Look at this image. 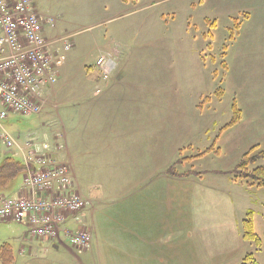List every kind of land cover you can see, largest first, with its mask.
Listing matches in <instances>:
<instances>
[{"label": "rangeland", "instance_id": "rangeland-1", "mask_svg": "<svg viewBox=\"0 0 264 264\" xmlns=\"http://www.w3.org/2000/svg\"><path fill=\"white\" fill-rule=\"evenodd\" d=\"M34 2L38 14L50 20L47 36L60 39L54 42L60 68L42 97L45 103L39 114L9 112L0 122V161L8 156L23 163V147L29 140L47 144L53 160L69 165L75 187L94 191L97 197L130 191L138 195L141 191L129 183L139 182L140 173L144 179H154L149 172L153 168L145 164L158 161L162 170L155 173V180H162L163 222L170 220L174 231L157 239L151 236L166 256L161 264H264V188L233 173L244 154L264 149V119L254 121H259L260 131L247 123L243 128L225 127L233 117L232 104L236 105L233 90H240L237 83L225 84L228 74L222 69V55L225 47L231 51L234 46L230 36L237 35L242 20L231 13L240 11L239 4L234 0ZM117 54L118 67H125L133 83L128 88L142 84L154 88L148 92L153 106L147 110L139 103L103 104L90 95L92 77L97 76L94 62L99 57L110 59L109 77ZM237 74L235 70L230 75ZM258 80L264 84V72ZM218 89L224 91L220 97L215 95ZM87 90L88 97L81 99ZM120 93L114 91V96ZM241 95L251 101L254 93ZM86 99L91 100L83 104ZM260 99L264 103V95ZM111 135H117L116 142ZM3 137L14 143L12 148L6 147ZM109 143L110 149L102 148ZM152 148L158 153H150ZM55 152L62 161L54 158ZM261 164L262 160L256 165ZM22 180L20 175L5 196H19ZM247 220L254 240L245 237ZM80 224L92 239L84 220ZM67 225L78 228L74 222ZM26 231L15 222H0V245L10 244L15 264L34 258L92 264L82 252L63 247L54 251L42 243L45 240L26 237ZM122 235L115 237L122 250L109 257L111 263L137 264L125 248L130 247V238L126 241ZM162 254L155 256L157 260Z\"/></svg>", "mask_w": 264, "mask_h": 264}, {"label": "crops", "instance_id": "crops-1", "mask_svg": "<svg viewBox=\"0 0 264 264\" xmlns=\"http://www.w3.org/2000/svg\"><path fill=\"white\" fill-rule=\"evenodd\" d=\"M234 2H236L235 4H239L238 9L240 11L231 14L237 13L242 21L238 28L237 35L231 38L232 40L230 43L234 45L232 50L229 51V49L225 47V51L222 55L225 64V68L222 67V69L225 74H228V76L225 75V84L237 83L238 86L236 87L240 90H233L236 103L235 106L240 111V120L230 128L237 127L236 125H240L238 127L243 128V125L247 123L251 130L258 131L257 124L259 121H254L256 119H264V103L260 99L261 95H264V84H261L258 80L262 72H264V0H234ZM45 28L43 33L47 40L52 42L60 40L48 37ZM253 40H256V42L254 44V49L250 51L251 42ZM210 49L211 45L208 47V50ZM120 60L121 55L117 54L115 58L116 68L107 79H103L101 72L94 66V69L97 70V76L96 78L92 77L94 80V83L91 85L92 91L90 93L92 98L96 100V102H102L103 104L111 102H115V104L119 103V105L125 103H139L145 110L152 107L153 96H149L148 92H153L154 88L147 87L144 84L140 85L141 87L136 85L139 88H128L127 86H133L131 85L133 83L129 81V76L126 74L125 67H118ZM235 70L239 74L231 76L230 74L234 73ZM92 71L91 68L89 72L91 73ZM152 71L156 74L155 70ZM99 84L103 86L100 87L98 86ZM114 91L122 93L115 97ZM244 91L254 93L251 101H245L242 98L241 92ZM86 97H88V90L81 99ZM157 97L158 96H155L156 100ZM90 100L91 99H86L82 101V103H89ZM261 127L263 128V125H261ZM262 132H264V130ZM116 136L117 135H111L110 139L113 137V142H116ZM157 139L159 143L163 144L162 137H158ZM208 140L210 139H206L205 141ZM102 148L105 150L110 149V143L102 146ZM152 149L150 151H152ZM153 152L158 153V150L153 149L150 153ZM54 158L62 161L57 152H55ZM145 165L153 168L149 172L154 179H144L142 173L139 172V180H136L139 182L129 183L131 189H135L137 192L139 190L141 191L135 196H132L133 194L130 191L121 192L120 195L110 197H97L96 194H93L94 191L86 192L84 189L80 190L76 183L77 193L87 201V206L80 215L88 226L92 236L90 248L82 252L83 259H87L92 264H112L109 257L112 254L117 256L120 253L119 248L121 249V247L116 244L115 237L122 233V238H126V241H128L127 238H130L128 242L130 247H125L126 251L129 250L128 256L131 258L130 260L137 264H161L164 262V260H162V258H166V256L162 254L164 251L160 248L159 251L158 246H156L157 243L152 241L151 238V236H154L155 239H157L161 234H170L174 232L170 220L163 222L162 210H164L165 206H163L161 190L162 180H155L157 176L155 173H158V171L162 169L158 170V161L155 163L147 162ZM66 166L71 173L69 165L67 164ZM22 194H25L24 191L19 189L18 195ZM30 243L35 244L39 243V241H32ZM42 243L48 244L49 248H53L54 251H58L60 247L66 248L69 251L72 250L67 245L61 246L56 242ZM158 254H162L160 260H157L155 257ZM33 262L39 264H61V262L58 261L49 263L42 262L38 258H34L27 264H32ZM77 264L85 263L81 259H78Z\"/></svg>", "mask_w": 264, "mask_h": 264}, {"label": "built area", "instance_id": "built-area-1", "mask_svg": "<svg viewBox=\"0 0 264 264\" xmlns=\"http://www.w3.org/2000/svg\"><path fill=\"white\" fill-rule=\"evenodd\" d=\"M48 24L34 0H0V122L9 112L39 114L46 89L56 81L60 56L44 36ZM95 65L107 79L112 61L99 57ZM4 141L7 148L13 147L9 138ZM23 148L25 194L15 198L0 194V222L23 225L34 239L66 240L78 252L87 250L91 237L78 217L87 203L76 193L68 168L54 162L47 144L29 140ZM71 221L78 228L69 229Z\"/></svg>", "mask_w": 264, "mask_h": 264}, {"label": "trees", "instance_id": "trees-1", "mask_svg": "<svg viewBox=\"0 0 264 264\" xmlns=\"http://www.w3.org/2000/svg\"><path fill=\"white\" fill-rule=\"evenodd\" d=\"M232 37L230 36V39ZM222 67L225 68V64L222 63ZM216 96H222L221 89H218ZM233 117L231 121L225 127L234 126L240 120V111L236 108L235 104H232ZM260 160L263 164L256 165ZM252 166V169L250 167ZM25 173V165L23 163L15 161L12 157H4L0 161V193H3L11 187L13 182ZM236 177L245 180L249 185H256L260 188H264V149L256 150V148L251 149L248 153L244 154L240 162L236 165L233 170ZM245 237L247 239L254 240L255 235L251 230L250 221H245ZM258 243L260 241L256 240ZM264 242V235H263ZM14 257L13 251L8 243H3L0 245V264H13Z\"/></svg>", "mask_w": 264, "mask_h": 264}]
</instances>
